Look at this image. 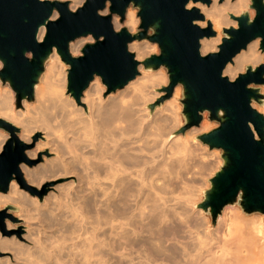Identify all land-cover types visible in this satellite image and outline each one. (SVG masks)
<instances>
[{"label":"bare ground","instance_id":"1","mask_svg":"<svg viewBox=\"0 0 264 264\" xmlns=\"http://www.w3.org/2000/svg\"><path fill=\"white\" fill-rule=\"evenodd\" d=\"M58 1L70 2V10L84 2ZM248 1L211 0L208 6L187 5L203 15V21L195 22L197 26L209 25L216 33L214 37L200 39L201 55L213 52L223 27H236L228 21L230 15L246 12L249 19L253 17L254 11L247 10ZM55 17L56 12L51 18ZM137 22L136 10L131 8L123 22L112 18L115 30L125 28L133 32ZM43 35L41 27L37 40L41 41ZM89 39L70 42V53L78 55ZM258 42L256 39L247 47L251 52L245 60L247 65L256 66L262 60ZM141 46V41L135 40L128 50L136 51V57L142 58ZM44 64L46 69L34 85L36 104L32 108L24 101L22 113H28L27 119H23L21 112L16 113L10 91L2 90L0 85V119L21 127L20 139L28 141L30 118L53 117V123L47 118L44 136L47 140L63 133V137L54 138L55 142H40V146L49 149L54 158L46 159L38 169L23 165L21 169L31 184L73 170L77 174L76 186L70 188L66 200L60 201L57 216L54 222L51 220L50 225H56L57 230L40 235L32 228L26 229L28 234L19 237L33 243L27 249L15 238L0 237L1 254L14 253L19 264H264V216L247 218L235 205H227L212 227L210 215H202L198 208L203 199L202 186L206 184L201 181L210 176L217 161H210L208 158L213 155L198 152L196 145H192L194 135L210 128L205 113L200 129L191 127L186 133H177L175 114L181 88H176L172 98L151 114V105L162 95L157 89L165 82H159V73H150L140 65V74L125 88L107 95L95 76L82 92V106L78 107L72 97L65 96V85L60 79L61 60L55 49ZM236 68V64H228L222 74L233 80ZM58 113L65 117V121L58 119L62 125L56 120L61 118ZM50 122L58 123L57 130L61 125L63 131L59 129L58 134L55 125L49 127ZM63 126L70 127L64 131ZM8 137L0 129V150ZM28 155L34 157L36 152ZM72 163L77 165L70 167ZM10 193L13 198L8 201L16 207L20 201L14 197L18 190L13 180ZM1 199L0 195V205ZM7 228L11 225L7 224ZM24 249L25 254L19 255ZM1 262L12 264L9 258Z\"/></svg>","mask_w":264,"mask_h":264},{"label":"water","instance_id":"2","mask_svg":"<svg viewBox=\"0 0 264 264\" xmlns=\"http://www.w3.org/2000/svg\"><path fill=\"white\" fill-rule=\"evenodd\" d=\"M189 3L208 6L211 0H84L73 11L66 1L0 0V83L12 90L15 108H20L23 100L32 103L44 61L55 49L69 67L66 93L80 105L82 92L95 76L108 94L133 80L139 65L150 71L165 68V94L151 110L168 100L180 85L185 125L177 133L199 126L204 113L210 121L218 122L216 128L197 137L209 150H220L222 160L198 208L210 214L213 224L225 206L235 203L246 214L264 216V115L252 107L253 102L262 104L264 100L257 88L264 86V58L255 68L246 66L233 80L222 75L224 67L250 42L258 39L264 54V0H250L251 19L246 12L230 15L236 27L223 28L218 51L205 55L200 54L199 41L216 33L209 25L200 28L195 24L203 15L195 7L187 8ZM129 7L137 9L139 18L134 34L125 28L116 31L112 25L113 16L123 22ZM54 12L58 16L53 19ZM41 27L44 35L38 41ZM88 36L94 42L84 45L81 56H72L69 43ZM135 40L156 44L159 54L138 62L128 50ZM0 129L9 134L0 151V193H7L14 180L21 189L41 198L44 191L23 179L20 164L31 166L34 162L25 155L27 145L18 139V129L2 119ZM7 210L15 208L6 206L0 211V230L11 236L13 232L4 230V220H18Z\"/></svg>","mask_w":264,"mask_h":264},{"label":"rangeland","instance_id":"3","mask_svg":"<svg viewBox=\"0 0 264 264\" xmlns=\"http://www.w3.org/2000/svg\"><path fill=\"white\" fill-rule=\"evenodd\" d=\"M211 4V3H210ZM248 4L250 5V0L248 1ZM69 5H70V2H68V8H69ZM79 7V6H78ZM77 7V8H78ZM129 8H131V9H135V8H132V7H129ZM128 8V9H129ZM136 10V19L138 20V22H137V25H136V27H135V30L133 31V32H130V33H132V34H134V33H136L137 32V30H138V26H139V18L137 17V9H135ZM247 10L249 11H251V9H249V8H247ZM73 11V10H72ZM127 11V10H126ZM253 11V10H252ZM58 16V14H57V12H56V17ZM125 16H126V14H125ZM253 16H254V12H253ZM114 17H116L118 20H120L119 19V17H117V16H114ZM253 18V17H252ZM229 20L228 21H230V22H234L235 24H236V22L235 21H233V20H231L230 18H228ZM203 21V20H202ZM229 27V26H228ZM223 28H227V27H223ZM222 28V29H223ZM222 29H221V31H220V33H221V39H220V41H219V43L218 44H216V46L214 47V50H213V52H217L218 51V46L221 44V40H222V38H223V33H222ZM119 30V29H118ZM117 31V30H116ZM86 38H90L88 41H86L84 44H83V46H82V48L84 47V45H86V44H89V43H92V42H94V40L90 37V36H88V37H85V39ZM211 38V37H210ZM81 39H83V38H81ZM77 40V39H76ZM74 42V41H73ZM134 42V41H133ZM132 43V42H131ZM130 43V44H131ZM252 42H250L248 45H250ZM129 44V45H130ZM129 45H128V47H129ZM141 48H142V53L144 54V57H142V58H140V57H136V55H137V52L136 51H132V50H129L130 52H132L133 54H134V56H135V59L138 61V62H142L144 59H146V58H148L150 55H158L159 54V49H158V46L156 45V44H154V43H150L149 41H147V40H142L141 41ZM248 45H247V47H248ZM247 47H246V49L245 50H243V51H241L239 54H237L233 59H232V62L231 63H228V64H236L237 65V68H236V70H235V77H234V79L237 77V75L238 74H240V73H243L244 71H245V68H246V66H250L251 68H255L256 66H251V65H247V62L245 61V60H247V59H249V57H250V54H251V52H250V50H248L247 49ZM82 48H81V50H82ZM257 50H258V52H260V50H259V42H258V47H257ZM70 52V51H69ZM211 53V52H210ZM242 53V54H241ZM71 54V53H70ZM260 54H261V62L259 63V64H261L262 62H263V58H264V54H262L261 52H260ZM72 55V54H71ZM82 55V53H81V51H80V53L78 54V55H72V56H74V57H78V56H81ZM205 55V54H204ZM237 57V58H236ZM236 58V59H235ZM227 64V65H228ZM258 64V65H259ZM46 64H44V71H45V69H46ZM140 66V65H139ZM138 66V67H139ZM62 67V68H61ZM0 68H1V63H0ZM68 66L67 65H65L63 62H61V65H60V74H63L61 77H60V79H63L62 80V82H64V85H65V96H69L70 97V95H68L67 93H66V83H67V81H66V78H67V70H68ZM150 71V70H149ZM150 73H154V74H156V73H159V75H158V80H159V82H165V84H164V86L162 85L161 86V88H158V89H160V90H158L157 89V91L158 92H161L162 91V88L163 87H166L167 86V84H168V75H167V71H166V69L165 68H163V67H161V68H159V69H157V70H155V71H150ZM140 74V72H139V70H138V75ZM137 75V76H138ZM223 75V74H222ZM223 76H225V77H227L228 79H229V77L228 76H226V75H223ZM64 77V78H63ZM166 79V80H165ZM101 82V81H100ZM129 83V82H128ZM0 85H1V88H2V90H5V91H10V98H11V103H13L14 105V108H15V100H14V94H13V92H12V90L7 86V85H2L1 83H0ZM101 85H102V83H101ZM103 87H104V92H103V94L104 95H107V93H106V87L104 86V85H102ZM125 88V87H124ZM176 88H181L180 87V85H177L175 88H174V90L176 89ZM258 88V90H259V93L261 94V95H263V98H264V86H258L257 87ZM174 90H173V93H174ZM115 92H118V90L117 91H115ZM115 92H111V93H115ZM110 94V93H109ZM165 93L164 92H162V95L161 96H163ZM173 95V94H172ZM161 96H159V97H161ZM158 97V98H159ZM158 98H156L154 101H156ZM172 98V96L169 98V100ZM72 99V98H71ZM182 99H183V97H182V89H181V92H180V97L178 98V100H177V110H176V114H175V116H176V121L178 122L177 123V125H178V128H177V132H178V130L180 129V128H182L184 125H185V118H184V116L182 115V104H181V101H182ZM24 101L25 100H23L22 101V104H21V107L20 108H15V111H16V113L17 112H21V114L23 115V119H27L26 117L27 116H29L28 115V113L26 114V113H22V111H24L25 110V108H24ZM166 101H168V100H165V101H163L160 105H158V106H162V105H164V102H166ZM80 102V101H79ZM29 105H31L32 106V108L34 107V105L36 104V100H35V98H34V101L32 102V103H28ZM78 105V104H77ZM82 106V104L80 103V105H78V107H81ZM158 106H156V107H158ZM156 107L153 109V111H151V114L155 111V109H156ZM252 107L255 109V110H257L258 111V109L260 110V109H262V110H264V100H263V103L262 104H258V103H256V102H253L252 103ZM25 112V111H24ZM32 112H34V109H33V111ZM259 113H261L262 115H264V113H262L261 111L259 112ZM59 114V116L61 117V118H57L56 120L58 121V119L59 120H61V121H63V119L65 118H63L62 117V114L61 113H58ZM154 114V113H153ZM178 114V115H177ZM206 114V120L208 121V123L210 124V128L208 129V130H205V131H200V132H198L196 135H194L192 138H191V140L194 142H192V145L193 146H195L196 147V151H198V152H204V153H208V154H210V155H213V158H211V156L208 158V159H210V161L212 160V162L214 161H217V162H215V168H213L212 169V171L210 172V176H208L207 175V177H203V180L201 181V182H204L202 185H204L205 183V185L204 186H202V193H201V195L203 196V194H204V192L205 191H207L209 188H210V179L214 176V174L216 173V172H218L219 170H220V168H221V166H222V160H221V158H220V155H221V151L220 150H216V149H212V150H209L208 149V147L206 146V145H204V144H202L199 140H198V136L199 135H201V134H203V133H207V132H209V131H211V130H213L214 128H216L217 126H218V122H216V121H210L209 119H208V113H205ZM48 116V115H47ZM50 116V115H49ZM49 116L47 117L48 119H49V121H51L52 122V120H50V119H53V117H50L49 118ZM55 116L56 117H59V116H57V115H54V118H55ZM47 118H45V117H40V116H36V117H33V118H30L29 119V122H28V124H27V126H28V130L31 132V136H30V140H28V141H21V139H20V128L21 127H19V126H17V125H13L12 124V122L10 123V124H12L14 127H16L17 129H18V132L16 133V135H17V137H18V139L20 140V142H23L25 145H27V149L25 150V155H26V157L29 159V160H31V161H33L34 162V164H32L31 166H28V165H26V164H20V170H21V172H22V176H23V179H24V181L26 182V184H28L29 186H32L34 189H36L37 191H44V195L41 197V198H39V197H37V196H35V195H31V194H29L27 191H25V190H23V189H21L20 187H19V185L14 181V183L16 184V188H17V190H18V195H16L15 194V196L14 197H16V198H18L19 199V201H20V203L18 204V205H16V207L13 205V204H10V202L8 201V199H11V198H13L12 197V193H10V184H9V189H8V192L7 193H5V194H2V193H0V195H1V197H2V201H3V203H2V205H0V211H2V210H4L5 208H6V206H13L14 208H15V210H7V212L9 213V214H11L14 218H16L18 221L16 222V223H13V222H11L9 219H5L4 220V230L6 231V232H13V234L11 235V236H7V235H3L2 233H1V230H0V237H3V238H7V239H10V238H15V239H17V240H19V242L21 243V244H24L25 245V248L27 249L28 247H30V246H32L33 245V243H31L29 240H27V238H25L28 242H29V244H32V245H29L27 242H25V240L24 239H22L21 237H19V235L21 236V235H25L26 236V234H28L27 232V230L26 229H28V228H32V229H34V231L35 232H37L38 234H40V235H43V234H45V233H47L48 231H51V230H53V231H55V230H57V226L56 225H50V223H51V220L53 221L54 219H55V216H57V208H58V204L60 203V201H64V200H66V198H67V193L70 191V188H72V187H75L76 186V173H75V171H73V170H69L67 173H64L63 171V173H61L63 176H58V175H54L53 177H50V178H47V179H45L44 180V182H41V183H34V184H31V183H29L28 181H27V179L25 178V176H24V172L22 171V169H21V166L23 165V167H27V168H31V169H38L39 167H41V165L43 164V163H46L47 161H46V159H52V158H54V154L53 153H50L49 152V149H47L46 147H42V146H40V142H42V144L43 143H45L46 141H52V139H53V142H55L56 141V139L54 140V138H56V137H60V136H62L63 137V133H61V135H56V136H53V138L52 139H50L52 136L51 135H54V132H53V134H52V130H50L49 131V133L51 134H49V136H51L50 138H48L49 136H46L48 139L46 140V138H45V136H44V134H46V131H44L43 129L45 128V126H47ZM63 118V119H62ZM68 118V117H67ZM67 118H66V120H67ZM179 118V119H178ZM69 119V118H68ZM5 120V119H4ZM54 120V119H53ZM64 121H65V119H64ZM70 121V119L68 120V122ZM182 121V122H181ZM50 122V123H51ZM202 122H203V119H202V121H201V123L200 124H202ZM25 123H27V121H25ZM53 123V122H52ZM52 123L51 124H49V127H50V125H51V127H54L53 125H55V129L57 128L56 126L58 125V123L60 124L61 122L60 121H58V123H56V122H54V124L52 125ZM57 125H56V124ZM63 123V122H62ZM62 123H61V125H62ZM70 123V122H69ZM200 124H199V126H197V127H192V128H198V129H200ZM61 125H59L60 127H61ZM58 126V128L60 129V127ZM63 127H65V126H63ZM70 126H68V127H65V128H67V129H65V128H63L64 129V131L65 130H68V128H69ZM192 128H189V129H192ZM54 129V130H55ZM59 129L57 130L56 129V131L58 132L59 131ZM189 129L188 130H185L183 133H186V132H188L189 131ZM3 130V129H2ZM61 130V129H60ZM70 130V129H69ZM4 131V130H3ZM61 131H63V130H61ZM60 131V132H61ZM5 132V131H4ZM57 132L55 133V134H57ZM67 133H68V131H67ZM183 133H179V134H183ZM58 134H59V132H58ZM9 135V134H8ZM64 135H65V133H64ZM50 139V140H49ZM196 141V142H195ZM41 144V145H42ZM44 146V145H43ZM194 147V148H195ZM2 150V149H1ZM0 150V151H1ZM32 152H36V156H34V157H30L29 155H28V153H32ZM215 158V159H214ZM76 163H72V166H70V167H73L74 165H75ZM77 165V164H76ZM74 168V167H73ZM70 171H72L73 173V175H71V173H70V175H69V172ZM61 174H59V175H61ZM205 176V175H204ZM73 184V185H72ZM203 200V199H202ZM202 200L200 201V202H202ZM4 202H7V203H4ZM235 205V207H237V208H239V210H240V212L242 213L243 211L241 210V208H240V205L238 204V203H235L234 204ZM234 205H232V206H234ZM19 208V209H18ZM202 210V209H201ZM202 215H204V216H206V214L207 215H210L208 212H205L204 210H202ZM221 214V213H220ZM219 214V215H220ZM245 217H247V218H252V217H255L256 219L257 218H259V216H261L260 214H258V213H251V214H247L246 215V213H242ZM218 215V216H219ZM250 215V216H249ZM253 215V216H252ZM217 216V217H218ZM263 216V215H262ZM56 221V220H55ZM210 221H211V218H210ZM216 221H217V218H216V220H215V223L213 224L212 223V221H211V225H212V227H215L216 226ZM263 221H264V218H263ZM54 222V221H53ZM7 224H9V225H11V228H7ZM214 225V226H213ZM51 226V227H50ZM263 227H264V225H263ZM262 232H263V237H264V228H263V230H262ZM31 249H33V248H31ZM25 254V249L23 250V251H21L20 252V254L19 255H24ZM14 253H12V252H6V253H3V254H1L0 253V261H3L4 259H7V258H9L11 261H12V264H19V262L17 261H15V259H14ZM13 260H14V262H13ZM0 264H3L2 262L0 263Z\"/></svg>","mask_w":264,"mask_h":264}]
</instances>
